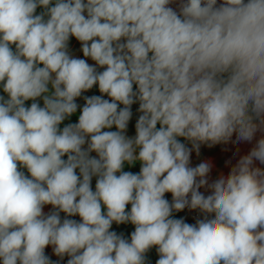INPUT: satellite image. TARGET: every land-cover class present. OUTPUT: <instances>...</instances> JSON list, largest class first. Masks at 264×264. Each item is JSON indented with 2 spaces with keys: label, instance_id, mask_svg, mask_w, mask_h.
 <instances>
[{
  "label": "clouds",
  "instance_id": "9594fccd",
  "mask_svg": "<svg viewBox=\"0 0 264 264\" xmlns=\"http://www.w3.org/2000/svg\"><path fill=\"white\" fill-rule=\"evenodd\" d=\"M0 264H264V0H0Z\"/></svg>",
  "mask_w": 264,
  "mask_h": 264
},
{
  "label": "crops",
  "instance_id": "0c3cea01",
  "mask_svg": "<svg viewBox=\"0 0 264 264\" xmlns=\"http://www.w3.org/2000/svg\"><path fill=\"white\" fill-rule=\"evenodd\" d=\"M73 120H75V117H73ZM218 147L221 150L218 151L217 149H206L205 151H207L210 156L215 157V163H217L221 167H224V161L226 159H229L230 158L231 153L230 152H224L222 150L223 149V146H218ZM245 151H246V149H245ZM224 170H225V172H227V170H228L227 167H224ZM188 222H194V219L191 216H189ZM128 230L130 231L131 229L129 228Z\"/></svg>",
  "mask_w": 264,
  "mask_h": 264
}]
</instances>
